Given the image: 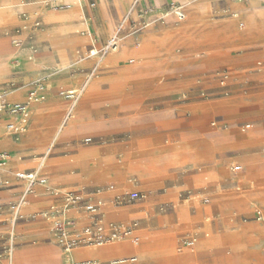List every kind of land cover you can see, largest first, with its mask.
I'll return each instance as SVG.
<instances>
[{
  "label": "crops",
  "instance_id": "1",
  "mask_svg": "<svg viewBox=\"0 0 264 264\" xmlns=\"http://www.w3.org/2000/svg\"><path fill=\"white\" fill-rule=\"evenodd\" d=\"M135 1L139 7H147L149 4L155 9L156 0H120V4L111 1L109 8L115 13L117 24L126 18ZM86 2V6L58 11L57 7L64 5L59 0H18L12 8L11 16L0 15V49L12 52V41L21 38L24 29H29L34 33H29L26 40H31V50L44 62L37 68L13 66L10 69L13 73L0 81V95L5 96L10 91L18 90L23 93L9 104L23 103L18 100L28 96L37 80L45 79V83L48 81L47 75L53 73L50 69L60 62L59 52H66L72 63L70 69L57 71L50 77L54 82L51 101H63L58 97L61 90L82 86L87 77L85 75L84 81H81L83 75L94 67L97 60L88 55L89 60L81 59L87 48V53L94 49L92 43L85 40L87 28H93L91 34L101 47L110 38L102 30L106 24L97 10V1ZM193 3L199 11L210 17L207 22L214 23V28L194 34L195 43L163 55L160 64L148 71L150 75L133 84L129 92L124 90L114 94L110 85L104 83L99 96L91 97L75 107L73 117H76V123L84 130H89V134L84 133L81 137H125L114 147L116 152L103 156L102 150L97 146L73 150L70 144L74 141L56 143L54 137L57 136L61 123L58 128L56 125L59 119L64 120L67 110L62 118L57 117L58 112H44V118L50 120V137L44 144L22 139L21 135L12 137L8 133L6 140L0 142V153H7L10 158L7 166L0 168V217L8 215L4 223L10 229V236L12 234V248L32 249L56 245L60 254L59 264L95 260L99 264H109L112 260L132 256L138 259V264H259L264 261V241L259 247L260 255H256L261 234H264V212L261 220H255L257 208L264 209V205L255 199L264 193L258 188L260 184L264 185V181L258 183L264 180V173H260L261 167L254 166L259 161L264 172V150L255 152L264 146V102L236 95L257 86L264 79V69L252 67L255 62H264V35L249 36L244 33L241 30L244 26L243 14L236 11L242 6L258 14L257 11L264 7V0H193ZM182 4L183 0H159L161 8L169 5L179 7ZM234 14L240 15L239 18H234ZM146 18L144 22L148 23L150 20L147 21ZM232 18L238 22L239 30L231 27L229 21ZM35 21L39 22L38 28L33 27ZM151 22L148 36H157L163 30L171 31L177 26L173 20L163 25L157 19ZM178 22L180 25L182 21ZM240 24L243 25L242 28L239 27ZM126 25L131 37L122 44L133 45L141 33L132 36L133 33L129 31L130 23L127 22ZM127 54L116 64H109L110 67L104 71L102 78L114 77L125 65L136 61H128L133 56ZM17 60L19 59L10 58V63L14 65ZM86 61H92V66H83ZM141 85L144 86L139 88ZM172 96L178 97V111L170 106ZM138 102L140 106L143 105L142 108ZM184 113L190 117L187 121L182 117ZM31 115L30 108V118ZM0 119L7 120L6 131L7 125L16 124L18 120L7 114H1ZM29 123L30 119L28 125ZM208 124L214 128L207 127ZM240 135H244V138L236 140V136ZM170 139L173 140L172 144H169ZM194 142L206 144V156L190 158L182 154L178 157V153ZM43 147L45 148L40 153ZM48 148L50 152L55 151V154H44ZM87 148H91L97 158L79 159L80 150ZM260 153L263 157H258ZM42 157H48L47 162L50 157L55 161L46 172L42 168L39 175L49 188H36L32 203L36 211L25 215L24 207L22 214L25 216L20 215L21 219L12 228V210L23 197L25 187V182L17 180L15 174L33 171ZM34 158H37L36 162ZM91 161L95 162V166L90 165ZM231 162L238 165L230 166L227 173L226 166ZM33 163H36L34 168L16 171L18 167ZM236 166L241 169L238 173L231 170ZM62 192L81 195L83 204L103 203L101 229L104 232L113 224L136 222L134 232L141 233V244L135 250L124 249V252H115L113 255H76L80 251L77 250L72 254V259L67 255L61 256L58 249L60 246L49 229L53 220L38 218L36 215L47 211L51 213L52 219H70L73 221V225L68 227L71 233H81L89 223L83 211L66 207ZM132 192L145 194V197L130 205L111 206L118 194ZM234 193H240V197ZM204 196L200 205L208 210H202V214L212 216L215 221L212 227L214 231H218V235L223 236L222 240L217 238L211 242L205 241L208 234L196 233L194 237L199 241L197 246L201 249L197 255L186 253L183 258H179L181 254L172 255L169 249L175 244L177 237L180 239L184 236L182 232L187 227V224H180V221L186 220L184 210L178 207L176 209L174 202L179 201V197H183L181 203H188L191 198ZM63 203L65 205L61 208ZM147 204L154 206L156 215L150 225L155 228L163 223V230L146 232L145 228H140V219H131V216L145 211ZM161 207L166 208V212L157 214ZM189 210L192 211L191 217L197 215L192 205ZM231 217L236 219L235 229H230L224 223L225 219ZM203 228V224L196 227L197 230ZM7 229L0 221V248L6 246L7 242L3 237ZM14 229L15 237L12 233ZM41 242L43 244L35 245ZM176 252L181 251L177 249Z\"/></svg>",
  "mask_w": 264,
  "mask_h": 264
},
{
  "label": "rangeland",
  "instance_id": "2",
  "mask_svg": "<svg viewBox=\"0 0 264 264\" xmlns=\"http://www.w3.org/2000/svg\"><path fill=\"white\" fill-rule=\"evenodd\" d=\"M10 0H0L1 2V6H6L7 4H9ZM18 1V0H16ZM97 1V10L100 13V16L102 18L101 15V11L99 9V0ZM93 2V1H91ZM87 5V2H85L84 6ZM172 6L174 5H169L167 7H163L162 10L164 12H172ZM176 7V6H175ZM62 9V8H59ZM152 9V10H151ZM151 10L152 12L149 13L147 16H145V12ZM250 10V11H249ZM157 10L153 9V7H150V5L148 4V6H143V7H139L137 4V1L133 2L131 5V9L128 13V15L126 16V19L128 18L127 22L130 23V27H129V31L131 33H133L132 36H136L139 32L142 34H140V36L138 37V41L136 43H134L133 45H124V48L121 49L116 55H118V59L128 55L127 53H122L124 51H127L128 53H130V56L133 57H129L127 60L129 61V59H134L136 60L134 63L129 64V65H125L124 68H122L119 72H117V74L114 77H110L108 79H103L102 75L100 76V78H102V81L100 82L99 86L95 89V92L98 93L96 96H99L100 91H101V85H103L104 83H108L110 85V90L114 93V94H118L121 91L124 90H129L133 84H136L140 81H142V79L144 77H148L150 75V73L148 74V71L152 68H154L155 66H157L158 64H160V61H155V62H147L146 61V55L142 54L140 52V47L144 46L146 43H150L152 41V36H148V33L152 24L150 23V21L154 20V19H159V13L155 12ZM12 10L10 9H6V14L8 16L12 15ZM241 14H243V22H244V26L241 29L244 33L248 34L249 36H253V35H264V7L259 9V11H257L258 14H256V11H253L252 9L239 6L238 11ZM205 16V17H204ZM203 16V20L199 21L197 23V27L194 29V31L196 33H200L204 30L207 29H211L214 28V23H208L207 21L210 20V17L208 15L204 14ZM257 16V17H256ZM263 16V17H262ZM142 17V18H141ZM145 17H147V21H149L147 23V27L143 26V23H145ZM255 17V18H254ZM143 19V20H142ZM160 21V20H159ZM160 23H162V21H160ZM231 27L233 28H238V22L236 20H234L233 18L229 21ZM151 24V25H149ZM255 27V28H254ZM93 29V28H92ZM149 29V30H148ZM103 30V29H102ZM255 30V31H253ZM38 31V30H36ZM31 33V31L28 29L27 31L24 29V33ZM126 34H130L127 33ZM125 36V34L123 35ZM121 37V36H120ZM131 34L126 37L125 39L127 40L128 38L130 39ZM94 38V37H93ZM188 39V38H187ZM187 39H182V40H178V42H175L172 46L170 47H165V46H161L160 48H158L155 53L159 56H163V55H167L169 54L171 51H177L182 47H187L193 43H195L196 39L192 36H190V40ZM124 39H122L121 37V44L123 43ZM94 42L96 43V46L98 48L101 47V44L95 40L94 38ZM186 44V45H184ZM89 48H87V51H85L83 53V56L81 57V59H85V60H89V58L87 57V52H88ZM113 55V56H116ZM36 59L38 60L39 55L36 53L35 54ZM135 57V58H134ZM70 58V56H69ZM19 60H17L16 62H14V65L12 64V66L15 67H19V68H24V66L28 65V62L26 60V58L22 55H19L18 57ZM71 59V58H70ZM96 59V58H95ZM90 64L88 65V67L92 66V61L89 62ZM258 63H261V65H258ZM253 68L255 69H260L263 70L264 69V62L260 61V62H255L252 65ZM93 69V67L91 68V70ZM88 72L86 71L85 74L83 75V78L81 79V81H84L85 79V75L88 76L90 71ZM148 70V71H147ZM75 74V73H74ZM77 74V73H76ZM88 74V75H87ZM153 74V73H152ZM51 76H47L48 81H46L45 83V79H39L37 80L33 86H36L37 84L40 83H44V87L42 89H38L36 87H34L32 90H29V94L27 97H25L24 99H20L19 102H26L28 100V97L31 95V93H35L36 95H42L44 96L43 100H40L34 104H32V106L30 107L32 109V115L30 118V123L28 125V127L26 128V130L21 134L22 139L28 140L29 138H37L38 136L43 137L41 144H44V142L48 139V137H50V132L48 129V121L44 118V112L46 111H52L53 113L58 112L56 115L59 118H62L65 114V111L68 110L70 102L66 101L65 99V94L68 90H72L75 88L81 89L84 85L81 84L82 86H78V87H71L67 90H61L58 93V97L63 100V101H59V102H52L51 101V95L53 96L52 90L54 87V82L53 80L50 78ZM105 80V81H104ZM130 80V81H129ZM257 86L245 89L243 91H241L242 93H237L236 95L240 96V97H246L252 101H259V102H264V79L260 82L257 83ZM144 85L138 86L139 88H141ZM141 91V89H139ZM128 91V92H129ZM16 92H21L23 93L22 90H18ZM235 95V96H236ZM171 99L172 102L170 104V106L172 107V109H174L175 111H178V97H174ZM225 95L221 98H224ZM208 98V97H206ZM205 98V99H206ZM220 98V97H219ZM211 99V98H210ZM141 102V101H140ZM140 102H138V105L140 108L143 107L140 106L141 104H139ZM39 104V105H38ZM44 104V105H43ZM59 105V106H58ZM56 109V110H55ZM58 109V110H57ZM41 110V111H39ZM38 112V113H37ZM182 117L187 121V119H189L190 117L188 116L187 113L182 114ZM44 122V123H43ZM62 125L66 123L65 120L61 121V119L58 120V123L56 125V128L59 127V125ZM38 126V127H37ZM77 128L75 129L74 133L70 136V142L74 141L73 143L70 144V146L72 148H74L73 150H76L80 147H100V150H102L101 154L103 156L109 155L111 153L116 152V150H114V147L117 145L118 142L122 141L125 139V137L123 135H106V136H92V135H84L81 137V135H83L84 133L89 134V130H84L83 127L79 126L76 123ZM207 127L210 128H214L212 127L210 124L207 125ZM246 128V127H243ZM33 129V130H32ZM36 129V130H35ZM41 129L43 131H41ZM5 137L7 135V131H5ZM28 132V133H27ZM31 132V133H30ZM36 134L38 135L37 137ZM239 135V134H238ZM81 137V138H80ZM244 138V135H240V136H236V140L242 139ZM78 139V140H77ZM86 139H91V141L89 143L86 142ZM6 140V138H5ZM77 140V141H76ZM222 141H219V143H221ZM173 140L170 139L169 140V144H172ZM66 146V145H65ZM45 147H43L40 150V153L43 152ZM222 149L223 148L222 146ZM73 150H71L73 152ZM264 150V146L259 147L257 150H255V152H262ZM92 149L91 148H87V149H82L80 150V154L78 156L79 159H88L89 157H94L97 158V154L92 153ZM207 150H206V144L205 143H201V142H194L188 145V147L183 151L178 153V157L179 155H188L190 158L191 157H204L207 155ZM116 154V153H115ZM258 157H263L261 156V153L258 155ZM37 158H34V161L36 162ZM11 161H13V158L11 157ZM91 166H95V162L91 161L90 162ZM232 165H238L236 162H231L230 164H228L226 166V171L227 173H229L228 168ZM257 165V166H255ZM36 166V163H33L31 165L28 166H21L18 167L16 171H22L24 169H31L34 168ZM255 168L256 167H261L260 173H264L263 172V165L258 161L257 163L254 164ZM259 170V171H260ZM264 180H260L258 181V183H262ZM45 188H49V186L46 184ZM259 190H263L264 191V185L260 184V187H258ZM39 191V190H38ZM56 195V192H54ZM132 193H137V192H132ZM64 193L62 192V195ZM234 194H238L237 196L240 197V193H234ZM242 194V193H241ZM125 194H118L119 196H124ZM142 196L145 197V194H141ZM264 196V193L259 194V196H257V200H259L263 205H264V201L261 200L260 196ZM236 196V197H237ZM208 197V196H207ZM179 201H175L174 205L177 209L180 208L182 210H184L185 216H186V220L185 221H180V224L182 225H186L187 227L186 229L182 232L183 233V237H181L180 239L175 240V244L169 249V252L172 255H180L179 258H183L186 256V253H191L193 255H197L198 252L201 251V249L197 246L199 241H196L194 234L196 233H204V234H208L207 238H204L205 241H213L214 239H219L222 240L223 236L218 235V231H214L212 224L215 222L212 218L211 215H207L204 216L202 214V210H208L207 207H202L200 205V202L202 199L205 198L204 197H199V198H191L190 202L188 203H181V201L183 200V197H179ZM210 198V197H208ZM31 204L34 201L33 197H30L28 199ZM27 200V201H28ZM205 203V201H204ZM112 204V202H111ZM65 204L63 203L61 208L64 206ZM178 205V206H177ZM195 207V211L197 212V215L195 217H191L190 214H192V211L189 210L190 206ZM113 206V204L111 205ZM32 207H34L32 205ZM56 207V206H54ZM154 206L151 205H145V211L133 215L131 216V219H140L141 221L139 222L140 224V228H145L146 232H152V231H160L163 230L165 228L163 223H160V225L158 227H152L151 221L155 218V211L153 209ZM56 209V208H55ZM36 211V208L34 207L33 212ZM32 212V213H33ZM157 214H163L164 212H166V208L161 207L158 209ZM264 212V211H263ZM263 212L259 211L255 213V220L258 221V217H259V213H261V216L263 215ZM47 213V211L42 212L40 214H37L36 216H38V218H41L43 214ZM51 217V215H50ZM205 218H208L207 220ZM8 219V215L4 216V217H0V221H2L3 224H5L7 226V231L6 234L4 235L3 239L7 242L6 246L3 248H0V264H59V258H60V254L57 250V248L54 245H51L49 247H36V248H32V249H18L17 247H14V253L11 257V261H10V252H9V243L11 241V236L9 234L10 229L7 225V223H4V221ZM51 220H56L57 218H50ZM235 217H231L228 219L224 220V223L227 225V227H229L230 229H235L237 227L236 222H235ZM260 223V222H258ZM199 224H203L204 228L202 230H197L196 227ZM261 224V223H260ZM49 229H52V226L49 227ZM262 231V228H261ZM15 234H16V229H15ZM135 235H138V239L141 240V233L139 231L134 232V234L132 235V237H134ZM193 236V237H192ZM131 237V238H132ZM125 241V240H123ZM264 241V234H261V241H259L258 245H257V252L256 255L259 256L260 255V251H259V247L261 245V243ZM48 241H44V243H47ZM122 242V241H121ZM189 242H194L193 246H187L186 243ZM37 244H43L41 243H36ZM187 246V247H186ZM180 250V253H177L176 250ZM100 250V249H99ZM97 251H93V256L96 255H101L99 253H97ZM104 255V254H103ZM259 264H264V261L260 262Z\"/></svg>",
  "mask_w": 264,
  "mask_h": 264
},
{
  "label": "bare ground",
  "instance_id": "3",
  "mask_svg": "<svg viewBox=\"0 0 264 264\" xmlns=\"http://www.w3.org/2000/svg\"><path fill=\"white\" fill-rule=\"evenodd\" d=\"M59 1L64 4L63 8H62V11H67V10H71V9H73L75 7H78V6H83L85 4V2H86V0H59ZM111 1H115L116 3L120 4V0H99V9L101 11L102 19L104 20V22L106 24L105 28L103 29V31L105 33H107L109 36H112L113 34H115L117 32V30H119L118 34L122 37V39L125 40V36L128 37L130 35V34H126L127 25H126V22H123L125 17L121 21V23H124V24L120 27L121 23L117 24V22L115 21V18H114L115 13L114 12L112 13L110 11L109 5H110ZM16 2H17L16 0H10L9 4H7L6 6H1L0 5V15H5L6 14L5 13L6 9L12 10V8L16 4ZM146 5H147V3H146ZM122 6L124 7V4ZM154 6H155V9L157 10L155 12L159 13V16H158L159 19L158 20L162 21V23H161L162 25L164 23L169 22L170 20H173L175 23H177V26L175 28L171 29V31H170V29L163 30L161 34H159L157 36H152V41L150 43H146L144 46H141L139 48L140 52L142 54L146 55V61L147 62L148 61L149 62L160 61V58L162 56L157 55L155 53V51L158 48H160L161 46L170 47L175 42H178V40L187 39V38H188L187 40H190V36L196 34L194 29L197 27V23L199 21L203 20V16H204V14L196 8V6L193 3V0H183V4L181 6L178 7V6L174 5V6L178 7L184 13V16H185L184 21H182L181 24L178 25V23H180V22H178V20L176 19V17L174 16V14L172 12L169 13V12H164L162 10V8L159 6V0H156V4H154ZM130 9H131V7H130ZM130 9H129V11H130ZM242 9H243V7H242ZM59 10H61V9L58 8V11ZM61 16H63V15H61ZM239 16L240 15H238V14H234L233 15L234 18H239ZM78 17H81V15H78ZM50 20H52V19H50ZM151 21H150V23L152 24ZM88 22H89V20H88ZM60 23H62V22H60ZM151 24H149V25H151ZM4 26H6V25H4ZM240 26L242 28L243 25L240 24L239 27ZM146 27H147V25H146ZM87 29H88V32H87V35L85 37V40L90 42V43H92L94 49H96V50L100 49V48H98L96 46V43L94 42L93 35L91 34L92 28L90 27V28H87ZM253 31H255V30H253ZM32 33H34V32H32ZM124 34H125V36H123ZM145 34H147V33H145ZM28 35H29V32L24 33L21 38L14 39L12 41V42H18L19 43L18 46L14 47L12 49V52H9V49L8 50H6V49L1 50L0 49V81L3 80V78H5V76L10 75V74L13 73L12 70H10L13 67L12 64L10 63V58H16L17 59L19 57V55L24 56L26 58L27 62H28V65L24 66L23 69L37 68L39 65L44 63V62H42L39 59L40 56H39L38 60L36 59L35 51L33 49L31 50V47H32L31 40H26V37ZM56 42H58V41H56ZM184 45H186V44H184ZM123 46H124L123 44H120L119 50L116 53L108 54L105 57V61L99 66V68L97 69L95 74L91 77L90 81L87 83L84 91L82 92V97H81L80 101L78 102V105H76V106H80L85 101H87L89 98L95 97L98 94V93L95 92V89L99 86L100 82L102 81V78H100V76L104 73V71H106L107 68L110 67L109 64H111V63L112 64H116V62L118 60H120V59H118L119 56L116 55V54L123 48ZM69 47H71V46H69ZM65 48H68V47H65ZM60 50H61V48H60ZM32 51H34V52H32ZM127 51H124L122 53H128L129 51L128 52ZM8 52H9V54H8ZM61 53H65V54H61ZM87 55H88V53H87ZM113 55H116V56H113ZM59 59H60V62L55 64L54 67L50 69V70H53L52 71L53 73H55L57 71L59 72V71L67 70L70 67L71 63H72V60L69 58V55L66 52H59ZM89 64L90 63L86 61L82 65L85 66V67L86 66L88 67ZM52 74H49L47 76H52ZM74 90H78V88H75V89H72V90H68V91H74ZM20 94H21V92L10 91L7 94H5L4 100L9 103L12 99H17ZM31 95L34 96L36 94L35 93H31ZM43 99H44V96L40 95V99H37L36 102H38L40 100H43ZM31 100L32 99L29 96L28 100L26 102H30ZM36 102H33L32 104H34ZM32 104L30 105V107L32 106ZM69 107H70V105H69ZM39 111H41V110H39ZM6 123H7V120L0 119V142L1 141H5V138H6L5 137V133H6L5 132L6 131V126L5 125H6ZM76 128H77V126H76V117H73V115H72V117L67 121V124L61 125L59 127L57 136L54 137V141L56 143H60V141H70V139H71L70 136L74 133ZM41 131H43V130L41 129ZM37 136L38 135L36 134V136H34V137H37ZM42 138L43 137L38 136L35 139L34 138H29L28 140H30V141H32L34 143L40 144L41 141H42ZM51 152H52L51 155L55 154V151H51ZM51 152L49 151V148H48L47 151L44 154H50ZM9 159L10 158H8V160L2 164V167H6L7 166L8 162H9ZM47 159H48V157L45 158V161H44V164H43L44 172H46L48 169H50L52 167L53 163L55 162L54 160L51 159V157L49 158L48 162H47ZM46 184L47 183L45 181V185ZM36 188H34L30 193H28L26 195L25 201L23 202V204L21 205V208H20V215L25 216V215H28V214L33 212L34 207H32V204H31V202L28 199L30 197H33V195L36 193ZM258 198H260L261 200L264 201V196L263 195L258 197ZM24 207H25V209H24L25 215L22 214V209ZM259 211L263 212L264 209H262L261 207H258L256 212H259ZM49 219L50 218H48V220ZM12 233H13V236L15 237V229H14V231H12ZM117 242H119V243H117ZM117 242H112V243L101 245V246L77 247V248H74L73 250L69 251L68 253H65L62 250L61 247H58V246L57 247H58V249H59V251L61 253V256L62 255L63 256L67 255V257L72 259V254L75 251H77V250H80V251H78V253L76 255H79V254H90V255H93V251L86 250V249H99V248H101L100 250H98L97 253H99V254L102 253L104 255H113L115 252H119V251H122L124 249H130L131 248L132 250H135L136 249L135 247H137L139 244H141V240L138 239V235H135L134 237H132L130 239H127L125 241H122V242L117 241ZM114 243H117V244H115L113 246L104 247V246L111 245V244H114ZM193 245H194V243L190 242L189 245H187V246H193ZM102 247H104V248H102ZM122 252H124V251H122ZM13 253H14V247L12 248L11 253H10V261H11V257L13 255ZM94 262L95 263H99L97 260H95Z\"/></svg>",
  "mask_w": 264,
  "mask_h": 264
},
{
  "label": "built area",
  "instance_id": "4",
  "mask_svg": "<svg viewBox=\"0 0 264 264\" xmlns=\"http://www.w3.org/2000/svg\"><path fill=\"white\" fill-rule=\"evenodd\" d=\"M63 8V6L57 7ZM152 10V9H151ZM148 10L145 12V16H147L152 11ZM172 13L176 17L178 21H184L185 16L184 13L175 6H172ZM142 18V17H141ZM128 18L124 20L127 23ZM143 20V19H142ZM124 23H122L123 25ZM121 25V26H122ZM147 23H143V26H146ZM34 28L39 27V22L33 23ZM118 31L110 36L108 41L99 49H92L88 53V57L96 58V64L94 65L93 69L90 71L89 75L86 77L84 85L81 89L74 90V91H67L65 94V99L69 101L70 107L66 112L64 120L67 122L73 115L74 109L82 97V92L84 91L87 83L90 81L91 77L95 74L99 65L103 58L109 53H115L118 51L121 37L118 34ZM14 47L18 46V42H13ZM44 83L37 84L36 88L42 89L44 87ZM31 101L25 103H17V104H9L4 100V96L0 95V115L7 114L13 117H17L16 124H9L7 125V133L12 137H18L21 135L28 125L30 119V105L33 102H36L37 99H40V95H30ZM87 143L90 142V139L86 140ZM9 158L7 153H0V168L2 164L6 162ZM46 157H42L38 163L37 167L31 172H18L15 174V178L19 181L25 182L23 197L21 200L13 207L12 210V219L10 221V225L13 228L17 222V220L21 219L20 216V208L21 205L28 193H30L34 188L38 186H45V181L40 178V172L43 168V164ZM232 172L238 173L240 172V167H232ZM64 202L67 208H76L81 210L87 216L89 223L84 227L81 233H71L68 231V227L73 225V221L70 219L64 218H57L51 224L52 226V233L55 237L57 244L62 248L65 253L73 250L77 247H88V246H101L105 244H109L112 242L122 241L128 239L132 236L134 230L137 227L136 222H132L130 224H113L110 225L107 232H104L101 229V219L103 217V203L98 202L96 204H83V198L79 194L74 193H66L62 195ZM144 196L139 193H131L125 194L124 196L116 197L112 204L114 207H122L125 205H130L135 203L136 201L143 200ZM207 203V201H205ZM63 211H61L62 213ZM51 213L47 212L42 215V218L48 219L50 218ZM258 220H261V213L258 214ZM190 243V242H189ZM186 243V245H189ZM194 243V242H192ZM10 250H12V234H11V241H10ZM262 251L264 252V244L262 245ZM67 264H99L95 263L94 261H84V262H68ZM109 264H138V259L134 256L132 257H124L115 259L109 262Z\"/></svg>",
  "mask_w": 264,
  "mask_h": 264
}]
</instances>
